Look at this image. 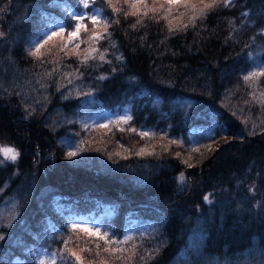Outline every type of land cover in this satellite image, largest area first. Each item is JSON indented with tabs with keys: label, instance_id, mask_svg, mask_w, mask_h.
<instances>
[{
	"label": "trees",
	"instance_id": "obj_1",
	"mask_svg": "<svg viewBox=\"0 0 264 264\" xmlns=\"http://www.w3.org/2000/svg\"><path fill=\"white\" fill-rule=\"evenodd\" d=\"M88 1L109 27L69 43L82 0H0V145L18 153H0V264L42 247L78 264L76 246L91 264H264V77L243 79L264 70V0ZM104 108L130 119L91 124Z\"/></svg>",
	"mask_w": 264,
	"mask_h": 264
},
{
	"label": "snow or ice",
	"instance_id": "obj_2",
	"mask_svg": "<svg viewBox=\"0 0 264 264\" xmlns=\"http://www.w3.org/2000/svg\"><path fill=\"white\" fill-rule=\"evenodd\" d=\"M128 0H125V3H127ZM83 3V7L87 8L89 7L88 4V0H82ZM109 5L112 7L114 12H119L120 9L117 8L114 4H112V0H108ZM165 3H167L169 5L168 8V12L171 13L172 7L175 6H181V7H185V8H189V7H193V5L190 4L189 0H165ZM218 3H220V0H211V3H205L203 8H201L199 10V14L201 16H203L205 14V10L206 9H211L214 6H216ZM224 6L227 7L232 3V0H223ZM140 4H145V7L148 9V11H157V9L155 8H148L147 4H146V0H134L133 3H131L130 7L132 9H137L138 5ZM137 15V11H132L131 13L129 12H125V15ZM72 17L77 21V23L73 26V30L67 33L68 36V42L71 43L73 40L77 39L79 37V34L81 32V29H83L84 31H88V26L87 24L84 23L85 20H87L88 22H90L93 26L96 25H101L103 27V29L107 30V28L109 27V23L110 21L103 19L102 17V13L101 10H94V14L91 15H87V14H77V13H71ZM143 15H147V11H145L143 13ZM180 16H183L184 13H180ZM163 19L167 20L168 16L165 15L162 17ZM196 17H192L190 18L189 22H193L194 19ZM118 22V21H117ZM141 21L137 20L136 24H140ZM172 21H169V31H173V30H179V29H173L172 28ZM136 25L134 24L133 27H135ZM188 25L185 24L184 27H187ZM65 35V28L64 26H60L59 31L56 30H52L50 34H46V38L43 39V42L40 43L39 40H37L36 45L34 46V51L30 52V55L37 57L38 59L40 58L41 55V49L44 48L45 45H47L50 41L54 40L56 37H63ZM103 36V33H97L95 30V27H93L92 29V35L90 36V40H96L98 41L99 39H101ZM67 47V44H62L61 45V51H64V49ZM80 45L79 43L74 45L75 49H79ZM89 57L86 55L84 57V59L81 61L82 63H86L87 59ZM101 59H103V56H101ZM259 77H264V70H260V71H254L249 73L248 75H245L243 77V79L248 82V81H253L256 78ZM254 99L259 100L260 103L264 104V93L261 94L260 97H256L254 95L253 97ZM235 115V113H233ZM130 119V117L128 118ZM132 131H135L134 129H132ZM139 135L141 136H147L149 135L147 132H141L139 133ZM0 152H2L4 154V156L8 159L11 160H15L18 156V153L12 149V148H4V149H0ZM143 152V149H141V153ZM69 155H75V153H69ZM191 166V165H190ZM75 228V226H74ZM85 232L90 231L87 228L82 229ZM92 235H95L97 237H99V239L104 240L105 244H112V245H117L119 243H127L128 240H124V241H115V240H109L107 238V234H101L99 232H92ZM3 236H0V239H3ZM130 239V238H128ZM99 245H97V249H99ZM87 251H91V249H86ZM83 251V250H82ZM104 251H111L112 253H117V252H123V249H120L119 247H115L112 248L111 250L109 248H104ZM73 257H75V260L78 262V264H81V256L77 255L75 252H71L70 253ZM97 255H99V252H97ZM119 258V257H117ZM52 264H55V260L52 261ZM101 264H105V262H101Z\"/></svg>",
	"mask_w": 264,
	"mask_h": 264
},
{
	"label": "rangeland",
	"instance_id": "obj_3",
	"mask_svg": "<svg viewBox=\"0 0 264 264\" xmlns=\"http://www.w3.org/2000/svg\"><path fill=\"white\" fill-rule=\"evenodd\" d=\"M115 1H117V0H115ZM152 3V5L154 6V7H157V5L155 4V1L154 0H152L151 1ZM190 4H191V2H190ZM92 14H94V12L92 13ZM123 115H126V114H123ZM123 115H119V116H115L114 114H112V113H110V112H106V111H102V112H100V113H98V114H96L95 116H94V120H93V123H100V124H106V123H108V122H110L112 119H115V118H125ZM5 145H2L1 147H4ZM6 148V147H5ZM70 253L71 252H75L77 255H79V256H81V263H84V264H91V262L92 263H95V262H97L96 260H94V259H85V256L83 255V252H82V249H81V247H79V246H76V247H71L70 249ZM72 256V255H71ZM42 257H43V259H44V261L47 263V264H50L52 261V259H53V257H52V255L51 254H49V253H47V252H43L42 253ZM73 257V256H72ZM73 258H75V257H73ZM108 263V262H107Z\"/></svg>",
	"mask_w": 264,
	"mask_h": 264
}]
</instances>
